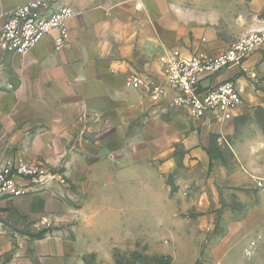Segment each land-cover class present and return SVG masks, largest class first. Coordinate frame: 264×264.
<instances>
[{"label":"rangeland","instance_id":"374dc122","mask_svg":"<svg viewBox=\"0 0 264 264\" xmlns=\"http://www.w3.org/2000/svg\"><path fill=\"white\" fill-rule=\"evenodd\" d=\"M151 1L144 40L159 57L220 54L253 31L264 33V0ZM220 79L237 82L245 97L229 116L198 119L141 96L121 110L128 121L117 128L104 117L101 134L89 138L87 153L102 148L97 174L112 161L116 178L71 182L63 165L45 164L55 175L47 186L0 200V264H184L154 253V246L179 256L197 244L200 256L188 264H215L212 237L219 249L230 226L233 242L244 206L240 192L250 193L240 151L264 131V43L245 68H228ZM247 242L246 261H237L234 247L232 263L264 264V246L257 249L252 237Z\"/></svg>","mask_w":264,"mask_h":264},{"label":"crops","instance_id":"0c3cea01","mask_svg":"<svg viewBox=\"0 0 264 264\" xmlns=\"http://www.w3.org/2000/svg\"><path fill=\"white\" fill-rule=\"evenodd\" d=\"M27 1L0 0V29L6 17ZM57 1L76 11L69 20V48L56 51L48 36L26 54L0 49V161L14 156L52 167L63 165L71 182H83L87 176L93 183L112 180L120 175L117 166L113 169L110 161L109 171L97 174L102 148L94 155L87 153L89 138L101 134V119L107 117L118 128L120 120L128 121L121 110L135 107L141 96L148 97L142 90L127 88L125 79L134 72L156 74L160 68L159 52L144 40L152 1ZM239 160L250 193L240 192L244 206L238 211L240 232L233 242L227 222L219 249L217 236L212 237L215 264H234L230 256L234 247L240 249L237 261L245 262L251 237L258 242L257 249L264 246V131L248 139ZM194 247L179 256L165 245L154 246L153 252L173 254L176 263L188 264L200 256V245Z\"/></svg>","mask_w":264,"mask_h":264},{"label":"built area","instance_id":"2783aa9c","mask_svg":"<svg viewBox=\"0 0 264 264\" xmlns=\"http://www.w3.org/2000/svg\"><path fill=\"white\" fill-rule=\"evenodd\" d=\"M138 6H141L138 4ZM76 11L57 0H29L18 5L0 29V49L9 54H26L50 36L56 51L71 46L69 20ZM264 43V33L253 31L233 42L220 54L179 55L164 52L156 74L139 72L126 76L125 86L142 90L157 106L182 108L194 118L223 119L244 105L239 84L220 79L228 68H245L247 60ZM55 175L39 162L19 157L0 161V200L22 197L47 186Z\"/></svg>","mask_w":264,"mask_h":264},{"label":"trees","instance_id":"16d2710c","mask_svg":"<svg viewBox=\"0 0 264 264\" xmlns=\"http://www.w3.org/2000/svg\"><path fill=\"white\" fill-rule=\"evenodd\" d=\"M163 260H168V257L167 256H164L162 258ZM160 264H171L170 260L166 261V262H163V263H160Z\"/></svg>","mask_w":264,"mask_h":264}]
</instances>
